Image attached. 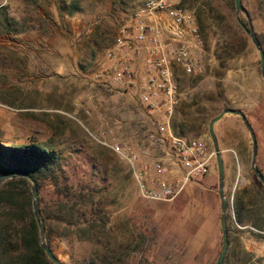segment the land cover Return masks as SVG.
I'll return each mask as SVG.
<instances>
[{"label":"rangeland","instance_id":"1","mask_svg":"<svg viewBox=\"0 0 264 264\" xmlns=\"http://www.w3.org/2000/svg\"><path fill=\"white\" fill-rule=\"evenodd\" d=\"M70 1L0 0V142L38 143L54 151L73 191L96 190L109 215L95 240L79 238L74 229L54 238V254L65 264H86L95 251L124 250L128 256L114 264H213L222 238L215 158L209 172L174 200L155 201L140 194L128 162L99 138L114 137L157 158L161 138L170 134L200 138L213 149L208 124L223 108L241 110L253 132L264 125V82L258 53L238 22L244 17L229 0H215L209 13H200L196 3H180L200 31L195 56L201 72L187 74L173 64L176 103L166 123L165 107L147 111L134 90L92 77L115 50L119 30L133 34L142 0H75L78 11L68 14ZM257 6L251 24L259 33L264 0ZM146 47L132 45L138 78ZM214 132L227 201L222 264H264V199L249 168V135L238 116L227 114ZM236 160L240 187L231 191ZM90 211L83 209L85 218Z\"/></svg>","mask_w":264,"mask_h":264},{"label":"built area","instance_id":"2","mask_svg":"<svg viewBox=\"0 0 264 264\" xmlns=\"http://www.w3.org/2000/svg\"><path fill=\"white\" fill-rule=\"evenodd\" d=\"M181 0H142L136 12L134 31L129 36L121 28L114 38L115 50L107 54L92 77L101 84L114 83L138 93L147 111L167 110L165 122L176 103L173 64L187 74L201 72L195 49L202 44L200 31ZM133 44H146L144 75L135 73L137 56ZM137 49V48H136ZM162 154L153 158L148 149L118 142L114 137L99 138L125 159L140 194L155 201H172L186 184L206 175L214 162L212 147L200 138L173 135L161 138Z\"/></svg>","mask_w":264,"mask_h":264},{"label":"trees","instance_id":"3","mask_svg":"<svg viewBox=\"0 0 264 264\" xmlns=\"http://www.w3.org/2000/svg\"><path fill=\"white\" fill-rule=\"evenodd\" d=\"M187 1L198 4L200 13H209L215 8V0H181V3ZM240 1L252 21L257 15V4L263 0ZM228 5L233 8L231 0ZM78 9L75 0L68 3V14ZM240 22L246 25L243 18ZM254 34L264 53V32L254 31ZM13 171L25 172L36 181L45 239L52 252L53 239L66 237L70 229H74L81 239L95 240L106 228L109 215L96 201V190L73 191L54 151L38 143L0 142V174ZM31 189V182L25 177L8 179L0 186V264H54L40 246ZM256 192L264 199V186L260 183ZM85 207L91 210L88 218L83 214ZM123 255L127 257L128 251H108L106 254L95 251L86 264H114V261H121Z\"/></svg>","mask_w":264,"mask_h":264},{"label":"water","instance_id":"4","mask_svg":"<svg viewBox=\"0 0 264 264\" xmlns=\"http://www.w3.org/2000/svg\"><path fill=\"white\" fill-rule=\"evenodd\" d=\"M233 2V8L234 13L238 15H242L244 17L246 25H243L240 21L239 25L242 28V30L245 32V34L248 36L251 44L255 48V50L258 53V61H259V73L261 76L262 81L264 82V53L261 45L259 44L257 38L255 37L251 20L249 15L247 14L245 8L242 6L240 0H232ZM225 114H232L235 116H238L246 129L249 139H250V160H249V168L255 178L258 180V182L264 186V177L259 172V170L256 167L255 160H256V154H257V145L255 140V135L253 132L252 127L250 126L246 116L243 114V112L239 109H232V108H223L216 116H214L209 124H208V133L211 138L213 151H214V157L216 161V167H217V193L220 199V229H221V248L219 251V254L213 264H222L223 257L225 255L228 240H227V230H226V206L227 201L224 196V190H223V183H224V174H223V159L221 156V151L218 146V140L214 132V124L216 121L222 118ZM14 177H25L27 178L32 185L31 194V204H32V211L35 218V221L38 226V232H39V242L40 246L43 249L44 253L48 257L50 261H52L54 264H65L62 261H60L55 254L51 251L48 243L45 239V227L44 222L42 219V214L40 212L39 206H38V194H37V184L36 181L29 176L27 173L22 171H13L8 172L4 174H0V186L8 179L14 178Z\"/></svg>","mask_w":264,"mask_h":264},{"label":"crops","instance_id":"5","mask_svg":"<svg viewBox=\"0 0 264 264\" xmlns=\"http://www.w3.org/2000/svg\"><path fill=\"white\" fill-rule=\"evenodd\" d=\"M227 115H232V114H227ZM253 128H254V135L256 136L255 140L257 145L255 164L259 172L264 177V125ZM238 151L241 152V149ZM239 164H240L239 161L236 160V171H235L236 174L232 178L231 191L235 189L237 190L240 187L239 175H240L241 166ZM224 173L227 174V169L225 168V166H224ZM206 182L207 183L211 182V176L206 179Z\"/></svg>","mask_w":264,"mask_h":264}]
</instances>
